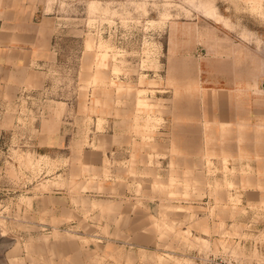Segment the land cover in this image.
<instances>
[{
	"label": "rangeland",
	"instance_id": "obj_1",
	"mask_svg": "<svg viewBox=\"0 0 264 264\" xmlns=\"http://www.w3.org/2000/svg\"><path fill=\"white\" fill-rule=\"evenodd\" d=\"M29 1L50 45L0 103V264H264V0Z\"/></svg>",
	"mask_w": 264,
	"mask_h": 264
},
{
	"label": "crops",
	"instance_id": "obj_2",
	"mask_svg": "<svg viewBox=\"0 0 264 264\" xmlns=\"http://www.w3.org/2000/svg\"><path fill=\"white\" fill-rule=\"evenodd\" d=\"M46 29L42 20L34 19L31 1L0 0V103L15 98L41 72L50 45ZM141 250L124 251L122 264H153L144 262L146 252Z\"/></svg>",
	"mask_w": 264,
	"mask_h": 264
},
{
	"label": "built area",
	"instance_id": "obj_3",
	"mask_svg": "<svg viewBox=\"0 0 264 264\" xmlns=\"http://www.w3.org/2000/svg\"><path fill=\"white\" fill-rule=\"evenodd\" d=\"M202 264H230V262L225 263V261L219 257L212 258L210 260H205Z\"/></svg>",
	"mask_w": 264,
	"mask_h": 264
}]
</instances>
